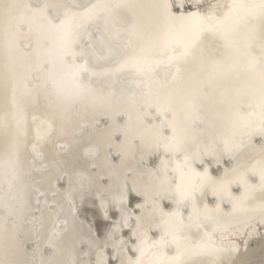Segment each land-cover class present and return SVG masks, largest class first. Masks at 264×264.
Here are the masks:
<instances>
[{
	"label": "snow or ice",
	"instance_id": "6c2138e0",
	"mask_svg": "<svg viewBox=\"0 0 264 264\" xmlns=\"http://www.w3.org/2000/svg\"><path fill=\"white\" fill-rule=\"evenodd\" d=\"M254 239L264 0H0V264H257Z\"/></svg>",
	"mask_w": 264,
	"mask_h": 264
},
{
	"label": "bare ground",
	"instance_id": "6f19581e",
	"mask_svg": "<svg viewBox=\"0 0 264 264\" xmlns=\"http://www.w3.org/2000/svg\"><path fill=\"white\" fill-rule=\"evenodd\" d=\"M93 210H87L85 208H82V214L83 216H90L93 214ZM89 219V218H88ZM99 227L96 223L93 222L94 224V227H99L101 233L103 232L104 230V226H105V222L102 223V222H97ZM264 243V241H261L259 239H254L253 241L250 242V245H251V249L252 251L249 253V255L247 256V259H250V260H253V261H256L257 264H259V261L261 260V252H260V246L261 244Z\"/></svg>",
	"mask_w": 264,
	"mask_h": 264
},
{
	"label": "water",
	"instance_id": "95a60500",
	"mask_svg": "<svg viewBox=\"0 0 264 264\" xmlns=\"http://www.w3.org/2000/svg\"><path fill=\"white\" fill-rule=\"evenodd\" d=\"M185 8H186V10H192L191 9V4L190 3H188V4H186V6H185ZM83 208H85V209H87V210H93L94 212H93V214L96 212V209H94V208H92L91 206H89V205H85ZM88 215L87 217L89 218V220H91L92 222H94V223H96L97 225H98V223L97 222H102V223H104V221H103V219L101 218V217H99V216H96V217H94V215ZM99 226V225H98ZM99 227H101V226H99Z\"/></svg>",
	"mask_w": 264,
	"mask_h": 264
}]
</instances>
